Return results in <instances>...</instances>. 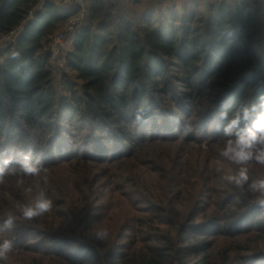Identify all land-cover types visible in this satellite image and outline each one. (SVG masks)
<instances>
[{"label": "trees", "instance_id": "obj_1", "mask_svg": "<svg viewBox=\"0 0 264 264\" xmlns=\"http://www.w3.org/2000/svg\"><path fill=\"white\" fill-rule=\"evenodd\" d=\"M40 1L0 0V37L17 30L0 46V167L29 151L43 165L0 183V243L27 264H215L217 250L220 264H246L240 254L264 244V209L248 184L222 179L237 166L220 155L219 114L264 97L262 1L155 0L135 17L118 0H84V13ZM80 15L55 81L53 37ZM40 190L52 210L24 219ZM257 254L249 264H264Z\"/></svg>", "mask_w": 264, "mask_h": 264}, {"label": "clouds", "instance_id": "obj_2", "mask_svg": "<svg viewBox=\"0 0 264 264\" xmlns=\"http://www.w3.org/2000/svg\"><path fill=\"white\" fill-rule=\"evenodd\" d=\"M141 111H143L141 109ZM228 112L221 111L219 116L221 120L228 122L223 125L222 133L228 139L225 142L220 155L232 164L236 165L235 170L230 169L229 174L222 177L223 180L242 187L248 184L249 191L256 195L255 203L264 209V177L252 180L249 184L250 174L249 165L252 163L264 166V97L260 103L252 104L251 107L244 106L237 109L231 119H228ZM141 116L137 115V120ZM243 125V126H242ZM218 130H220L218 126ZM14 156L9 155L3 160V167H0V183H4V178L8 176H17V184L23 185L24 176L39 177L41 175L43 165L37 160L32 161V154L29 151L22 154V159L18 161L19 168H9L13 164ZM45 183L47 177H43ZM31 193L32 188L24 189ZM53 208V201L44 190H40L32 202L22 205L20 211L26 220H32L36 217L48 213ZM15 217L9 213L4 221V229H11L14 224ZM99 237L107 235V232H100ZM15 251L14 244L11 240L5 239L0 243V260H7L9 254Z\"/></svg>", "mask_w": 264, "mask_h": 264}, {"label": "rangeland", "instance_id": "obj_3", "mask_svg": "<svg viewBox=\"0 0 264 264\" xmlns=\"http://www.w3.org/2000/svg\"><path fill=\"white\" fill-rule=\"evenodd\" d=\"M77 3L81 4V9L84 13L85 10V6L86 3L84 0H75ZM116 1V0H115ZM120 2V9H121V13L126 16V17H130V16H139L142 12V10L144 9V7L146 6H150L152 5L154 2H156L155 0H139L138 3H132V2H127L126 0H118ZM163 1H167V0H163ZM168 1H174L176 4L181 5L183 2H185V0H168ZM197 1V0H196ZM228 3L230 4H234L235 0H227ZM261 4L264 7V0H261ZM204 3V2H203ZM203 3H200L201 5H203ZM154 6V5H153ZM155 7V6H154ZM84 15H80L79 18L73 19L71 20L66 26H64L63 28H61L60 30H58V32L55 34V36L53 37V41L54 38L56 36H58L59 34H63V40H62V49L59 51V55L55 58H51V62L54 65V79L55 81L58 80L59 76H60V69L62 68V55L63 53L70 48L71 45V41L73 38L74 33L76 32L77 28L83 24L84 22ZM17 32V30H16ZM13 35H7L5 36V39L1 41V37H0V46L2 47L4 44H6L7 42H9L11 40V38H13ZM3 38V37H2ZM53 41L51 43V47L53 45ZM2 62V58L0 57V63ZM168 166V165H167ZM169 167V166H168ZM126 199V198H125ZM125 199L123 200V203L126 204ZM112 200V199H111ZM109 200V201H111ZM199 199H197L198 201ZM204 200V198H201L199 200L202 201ZM115 200H112L110 202V208L112 209V211H110V215H117L120 216V208H118V203L117 202H113ZM121 202H119L120 205ZM252 239L255 240V236H252ZM124 242L123 239H121V242ZM220 251L221 250H217L216 252H214V255L211 259H215V264L216 262H218V264H220V259L217 258L220 256ZM264 252V244L263 242H259V245L256 246V248H254V250L252 251H248V252H243L242 257L245 258V263L249 264L250 262H252L253 260L250 257H253L251 255H255L257 256V252ZM238 253L237 250H235L234 255ZM250 253V254H249ZM25 255L22 251H14L11 256L9 258H7L8 262L10 264H21L24 261V264H27V259H25ZM190 263H196V260H192L190 261Z\"/></svg>", "mask_w": 264, "mask_h": 264}, {"label": "built area", "instance_id": "obj_4", "mask_svg": "<svg viewBox=\"0 0 264 264\" xmlns=\"http://www.w3.org/2000/svg\"><path fill=\"white\" fill-rule=\"evenodd\" d=\"M44 1L45 0L40 1V6L43 4ZM53 1H55L59 4H62V5H67L74 0H53ZM15 34H16V30H13L8 35L9 36L10 35L15 36ZM5 36H7V35H5ZM5 36H3V38L1 37V41L5 39ZM62 40H63V34L62 33L54 38L53 45L50 48L51 58H55L59 55V51L62 49Z\"/></svg>", "mask_w": 264, "mask_h": 264}]
</instances>
